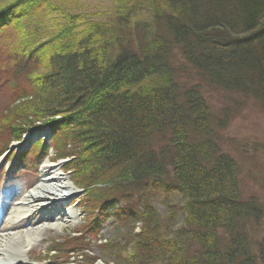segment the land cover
<instances>
[{"label": "trees", "instance_id": "trees-1", "mask_svg": "<svg viewBox=\"0 0 264 264\" xmlns=\"http://www.w3.org/2000/svg\"><path fill=\"white\" fill-rule=\"evenodd\" d=\"M113 9L95 20L51 0H0L10 93L0 105L2 150L50 130L31 156L42 147L69 159L96 211L87 231L113 211L120 240L98 243L112 264H264V203L223 148L246 102L264 114V0H117ZM36 15L45 29L30 21ZM82 249L77 264L96 262Z\"/></svg>", "mask_w": 264, "mask_h": 264}, {"label": "rangeland", "instance_id": "rangeland-1", "mask_svg": "<svg viewBox=\"0 0 264 264\" xmlns=\"http://www.w3.org/2000/svg\"><path fill=\"white\" fill-rule=\"evenodd\" d=\"M59 5L62 11L68 9V12L87 15L91 19H107L109 13L114 9L117 0H51ZM30 11H34L32 8ZM53 19V15H49ZM57 24H64L67 19L58 15ZM30 21L37 27L45 29L48 25L47 19L41 20L36 16H31ZM10 93L4 83V78L0 76V105H6ZM0 106V107H1ZM223 148L230 154L243 162L244 168L240 177H244V185L247 192L255 193L264 203V114L257 105L252 102H246L242 108L230 121L224 131ZM27 138V139H26ZM50 130L47 127H41L27 131L18 140L12 141L4 150V139L0 142V223L7 222L17 205L23 197L32 192L40 191L42 184L55 186L57 179L63 181L68 189L49 190L52 194H63L54 209L52 206H46L39 211L31 206L28 209L29 215L23 219L21 230H29L31 227L41 226L50 227L42 230L39 235L30 236L31 244L24 248L22 261L24 264H77L81 260L74 253L83 252L82 248L90 250L89 258L97 259L93 264H112L104 253L101 252L98 243L104 240L111 242L119 241L121 228L117 223L113 211L108 209L102 217L95 223V230L87 231V225L96 211L86 208L84 192L77 188L72 181V174L65 169V164L69 159H55V153L51 150L45 154L42 153V145H49ZM41 144V145H39ZM39 147L37 154H33L34 149ZM2 150V151H1ZM39 156V157H38ZM247 158H252L251 163L255 165L248 166ZM24 159V160H23ZM249 163V162H248ZM45 166L51 169H44ZM248 169L252 170V175H247ZM46 178H52L53 181H46ZM175 199L174 197H172ZM164 195H157L152 200L153 206L160 215H166L165 205L163 203ZM88 210V211H87ZM95 213V214H94ZM32 214V215H31ZM94 214V215H93ZM107 214V215H106ZM31 215V216H30ZM95 219L97 217H94ZM94 227V226H93ZM138 227L136 228V230ZM81 230L82 240H72L75 231ZM262 234H264V221ZM20 236V237H19ZM9 238L6 250L9 246L15 245L22 239L23 235ZM29 239V238H27ZM74 245L73 249L77 252L59 250L55 257L49 256V249L52 247H64L65 244ZM58 245V246H57ZM3 255L0 254V264H2ZM74 261L76 263H74Z\"/></svg>", "mask_w": 264, "mask_h": 264}, {"label": "bare ground", "instance_id": "bare-ground-1", "mask_svg": "<svg viewBox=\"0 0 264 264\" xmlns=\"http://www.w3.org/2000/svg\"><path fill=\"white\" fill-rule=\"evenodd\" d=\"M44 169L48 170L51 168L45 166ZM55 179H57L55 182V186L42 184V187L39 188L40 191L32 192L27 196L23 197L22 200L25 202H21V204L17 205V209H15V211L13 212L11 218L7 222L0 223V254L3 255L4 258L2 260V264H24L21 258L24 253V248L31 244L30 236H37L42 230H45L47 228L50 229L48 225L47 227H43V225H41L40 227H31L29 230H21L20 222L25 219L27 215H29L30 211H32V213L33 211H35L28 209L31 203H34L31 206L37 207L35 209L39 211V209H45L47 205L52 206V209H54V207H56V204L60 200H62L61 198L63 197V194H52L49 192V190H56L57 188L58 191H60L61 189H68L66 184L63 181H60V177H55ZM49 181H53V179L46 178V181L44 180V182L46 183H48ZM19 235H23L22 239L16 242L15 245L9 246V250H6V245L9 238L15 236L18 237Z\"/></svg>", "mask_w": 264, "mask_h": 264}]
</instances>
